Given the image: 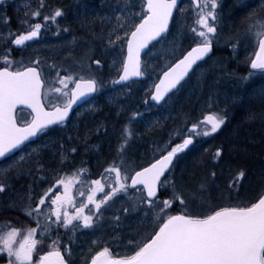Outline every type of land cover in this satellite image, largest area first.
Masks as SVG:
<instances>
[{
	"label": "rangeland",
	"instance_id": "1",
	"mask_svg": "<svg viewBox=\"0 0 264 264\" xmlns=\"http://www.w3.org/2000/svg\"><path fill=\"white\" fill-rule=\"evenodd\" d=\"M4 2L12 4L23 18L38 19V16H33L31 11V0H4ZM117 3H120L121 7L129 8L130 0H118ZM186 4H189L192 9L189 10ZM237 4L238 0H220V6L216 9L219 14L217 32L212 45L219 51L218 55L224 49H232L237 64L244 66L249 64L248 58H253V43L245 31L249 23L246 17L259 4V0H246V6L244 7H238ZM4 8L3 4H0V29L2 25H7L3 22L5 21V18H3ZM179 10L181 13L177 16L175 22L178 27L176 37L173 39V36L165 35L160 41L151 46L142 58V77L135 82L138 83V86L134 91H132V88L126 89L134 82L118 88L113 85L114 79H112V76L115 74L113 73L114 68L117 66V59L115 58H118V55H112L115 52L111 54L112 47H103L101 56H99L100 60L97 59L100 63H95L92 55L94 52L92 44L82 38H75L59 28L57 19L60 17L56 18L55 23L49 20L48 22H51L52 25H45V21L42 22V28L37 39L17 48L19 49L18 53L12 54L11 47H15L13 40L19 35L13 36L9 47L2 50L0 57L10 59L12 63L9 66L16 67V70L12 71H19L30 66H34L40 71L44 82L42 99L47 108H53L54 104L62 106L68 99L67 96H62L54 91L57 87L61 88L63 92H69L73 83L81 78L96 80L98 87L97 94L89 102L79 107L69 121L45 130L35 142L24 147L14 156L8 158L7 161L0 163V169H3V171H0V183L6 186L5 191L0 193V248L3 247L2 238L6 237L11 230L15 229L18 232L12 245L13 248H18L28 231L36 229L34 239H37L38 244L35 257L32 258V264H38L39 258L54 248L64 255L68 264H88L96 254L105 248L109 249V258H124L132 255L139 246L151 239L154 232L158 231L160 224L166 219L165 214L159 211L157 207L150 208L143 203L144 192L140 191L141 188L130 189L128 181L139 164L150 162L153 158L157 159V157L171 150L173 138L167 142L157 140L152 149H148L147 146V150H144L137 129L139 128L140 131H142V128L150 130L154 127L155 122L168 114V104L155 107L149 102L148 98L153 84L158 74L171 64V60L175 56L174 52L181 48L183 40L187 44H196V41L200 39L191 31L193 27L199 28L196 23V12L199 10L194 9L190 3L185 1L181 3ZM260 13L264 14V8L260 9ZM131 15L137 16L132 12ZM133 18L135 17L133 16L131 19ZM50 27L55 30H51ZM0 32L9 34L7 28L4 31L0 30ZM6 37L9 38L10 36L6 35ZM122 57V61L119 58L121 66L124 56ZM214 57H211L205 66L210 68L209 63L215 65V69L220 73L224 68L220 64V60H216ZM2 65L3 63H0V68H2ZM120 69L118 70L120 71ZM68 76H71L72 80H66L68 87L65 88L59 83V80ZM216 79L220 81L221 75L216 76ZM50 89L52 91H49ZM124 93L126 96L131 97L128 101ZM223 94L220 97L225 98L226 95ZM112 96L116 100L122 97L125 99L126 104L132 103V106L130 105L125 110L127 115L124 114V117L128 116L127 121H120L119 129H114V125L108 127L109 131L114 132L113 130H115L119 134V138L105 143L102 134H105L106 130L101 129V136H98V139L91 138V140L86 137V141L77 143L78 139L72 138L70 134L73 124L80 120L84 122L82 130H89L86 126L87 122L95 113L102 112L96 109L98 101L102 99L105 104H112ZM243 100L248 102L247 97ZM234 103L236 105L234 99L229 98L227 101V104L233 107L235 106ZM120 112L121 109L116 106V115ZM218 115L223 114L219 111L212 114V116ZM206 117L195 124L200 126L198 131L202 132L205 128L210 129V125L203 123ZM16 118L18 123H25L28 121L29 116L25 112H18ZM256 121L259 122L257 125H264V119ZM182 122H186V119L184 118ZM246 122L248 123L246 124ZM249 122L251 121H243L246 126L248 124V126L252 125ZM176 130L177 134L175 136L185 134V129L182 125L180 127V124L176 127ZM216 133L207 137L203 135L195 136V147L192 149L198 151L205 149V147L215 148L216 138L214 136ZM187 135L188 131L187 134L182 136V142L183 139L187 138ZM253 135H262L260 127L256 128ZM105 139L108 140V138ZM219 141L222 143V140ZM112 143L113 147L110 148ZM139 144L143 149L138 148ZM239 144L255 147L257 143L249 140L247 136L239 139L233 133L231 142L224 146L226 158H220L219 162L215 164H206L208 168L215 167L213 168L215 176L211 178L205 176L206 181H202L203 188L200 182H194V189L197 193L186 194L187 201L186 198L182 197L185 200L184 204H181L179 200L173 201L166 210L167 215H175V213L170 212L174 204L183 207V214L202 217L211 214L215 210L227 207L229 201H235L233 206H249L255 202L264 192V158L259 157L258 152L250 153L241 147L236 148L235 145L239 146ZM177 145H173L172 148ZM101 147H104L102 152ZM111 149L114 152L107 160L104 159L106 161L103 164L94 166L95 164H90L89 161L86 162L85 160V157L89 155L105 156L104 151H110ZM188 150H190L189 147L183 152ZM197 153L202 155V151ZM145 154L147 155L145 156ZM21 156H23L22 160L20 159ZM201 159L203 162L200 166L205 167L208 154L201 157ZM237 159L240 161L241 167L243 162L249 163V168L246 166L249 172L244 175L242 180H236L239 169H236L234 165ZM49 163L53 165L51 170L47 169L46 166ZM176 163L177 159L173 167ZM59 166L65 167L62 173L56 171ZM173 167L166 176L169 178V184L166 187H160L162 195H159L157 203L164 199L171 200L173 197V187H171L175 184V179L172 178ZM109 168L120 170L122 182L127 186V191L118 192L111 200L102 203L101 208L97 211L94 203H88V195H93L94 201L98 203L105 193H110L113 187H119L115 183V172L107 171ZM125 176L129 179L123 180ZM96 180L101 181L104 192H101L100 187L93 183ZM230 182H234L233 187H229ZM49 189H52V191H49ZM46 193L48 199H46L45 206H42V214L37 217L34 213L31 216L34 223L29 224L26 221L31 217L26 215L22 209L30 203L35 207L38 199L45 196ZM29 195H31V200ZM57 196L61 198L58 204H51V200ZM81 206H84L82 213L79 212ZM57 209L60 212V223H57L56 216L52 214ZM17 210L19 213H15V211L18 212ZM85 215H91V227H83V217ZM66 218L72 219V223L64 229L62 224ZM58 231L62 234H57ZM67 231H69V234H67ZM12 259L14 260V257ZM0 264H9L6 251L0 252Z\"/></svg>",
	"mask_w": 264,
	"mask_h": 264
},
{
	"label": "snow or ice",
	"instance_id": "2",
	"mask_svg": "<svg viewBox=\"0 0 264 264\" xmlns=\"http://www.w3.org/2000/svg\"><path fill=\"white\" fill-rule=\"evenodd\" d=\"M3 3L4 0H0V4ZM40 3L43 7V0H40ZM192 3L199 10L196 12V23L199 28L193 27L191 31L200 39L196 41V47L187 52L174 66L164 71L163 79L155 85V93L151 96V99L157 103L163 100L169 91L177 87L198 61L203 60L212 51L219 16L216 9L220 6V0H192ZM237 6H246V0H238ZM177 8L178 0H145L139 14V22L134 23L135 30L130 34L126 33L129 37L126 41L127 57L123 62L122 74L114 83L119 84L127 81L130 76L142 75L141 50L147 48L149 43L156 41L158 37L167 32L173 11ZM262 8H264V0H259V4L246 17L249 23L245 31L253 43L252 55L254 58H248L250 69L264 74V14L260 13ZM39 15V10L33 13V16ZM62 15V10H56L51 17H44L45 25L49 20L55 23L56 18ZM3 22L7 23L8 21ZM23 23H27V21ZM41 28L42 24L39 22L29 25L26 34L14 38V44L23 46L26 41L37 38ZM2 35L0 34V37ZM9 36H14V34L9 33ZM120 39L122 37L117 35L115 40L110 38L109 43L114 46ZM0 63L10 65L12 61L0 57ZM95 63L99 64L100 61H95ZM252 78V73H250L243 79L247 83ZM261 78H264V75ZM66 80H72V77L68 76L59 80V83L65 88L68 87ZM42 85L41 73L35 67H27L22 71H12L8 67L0 70V160L16 151H21L26 141L37 137L50 125L62 124L72 106L78 101L89 102L88 96L96 92L98 87L96 80H84L83 78L75 81V88L70 92H63L61 88L57 87L54 91L62 96H67L68 99L62 106L54 104V111H45V107L41 103ZM258 91L260 94H264V86H261ZM18 105H24L35 113L30 122L21 126L17 125V120L14 117ZM203 123L210 125V129L205 128L201 132L198 131L199 125H193L182 143L173 147L150 167L137 171L130 178V186L133 189L140 185L143 186L140 191L146 193V196L142 202L150 208L157 207L165 214L166 219L162 221L158 231L154 232L150 241L139 246L132 255L101 261V257L109 255V249L105 248L91 261V264H264V196L259 197L257 202H253L249 206L223 207L202 217L190 214L167 215L166 210L173 201L179 200L181 204L185 203L182 193H179L175 186H173L171 200L164 199L157 203L158 187H166L170 182L165 173L169 171L174 157L192 145L195 136L207 137L218 132L225 124V116L209 115ZM221 154V150L218 149L213 158L218 159ZM20 159L22 160L23 156ZM107 171L115 172V183L119 187H113L110 193H105L98 203L94 201L93 195H88V203H94L97 211L101 208L102 203L111 200L118 192L127 191V186L122 182L120 170L109 168ZM212 175L214 177L215 173ZM244 175V171L240 170L236 180H242ZM162 177H164L163 180ZM127 179H129L127 176L123 177V180ZM93 183L100 187L101 192H104L100 180ZM233 186L234 182H230L229 187ZM5 187L3 183H0V193L5 191ZM201 187L203 188V185ZM81 194L83 195V193ZM29 199L31 200V195H29ZM46 199H48L47 193L38 199L35 207L30 203L22 211L30 217L34 213L39 217L43 212L42 206H45ZM60 199L57 196L51 200V204H58ZM83 211L84 206H81L79 212ZM52 214L56 216L57 223H60L59 210L57 209ZM37 222L39 223V221ZM71 223L72 219L66 218L63 221V226L67 228ZM91 225V215H85L83 227L88 228ZM35 234L36 229L29 230L18 248L12 246L14 238L18 235L17 230H11L6 237L2 238L3 247L0 248V252H7L9 264H32V255L37 244V240L34 239ZM40 264H68V262L64 255L54 248L40 258Z\"/></svg>",
	"mask_w": 264,
	"mask_h": 264
},
{
	"label": "trees",
	"instance_id": "3",
	"mask_svg": "<svg viewBox=\"0 0 264 264\" xmlns=\"http://www.w3.org/2000/svg\"><path fill=\"white\" fill-rule=\"evenodd\" d=\"M117 2L118 0H43V7H41L40 0H31V11L35 13L37 10H39L40 13L38 19L36 20L23 18L12 4L4 2L3 6L5 7V11L3 13V18H5V20H7L8 22L6 26L2 25L0 30L4 31L7 28L8 32L13 33L14 36L25 34L29 29V25H34L37 22L42 23L44 22V17H51L56 10H62L63 15L59 19H57V26L63 30L67 29L66 32L71 36L75 38H82L86 42L91 43L92 49L94 51L92 53L94 59L93 61H97V59L100 60L99 56H101L103 47H112L111 54L115 52L112 55H118V58H115L117 59V66L114 68L115 71L113 72L115 74H113L112 76V79L115 80L119 73L118 69H120L121 67L119 58L122 61V56H124L125 42L128 37L126 33L129 34L134 29V23L139 22V14L141 13V9L143 6L140 0H130L129 8L121 7L122 5ZM186 6L189 10L192 9L189 4H186ZM131 12L137 14V16H130ZM180 13L181 12L178 9L167 32V35L173 36V39L177 35L178 27L175 22L177 16ZM133 16L135 18L131 19ZM25 20H27V23H23ZM47 24L52 25L51 22H47ZM51 30L55 29L51 28ZM0 34H3L2 37H0L1 53L3 52L2 50L4 48L9 47V44H11L10 41L11 39H13V36L7 38L6 35L9 36V34H4L2 32H0ZM117 35L121 36L122 39L118 40L114 46L110 45L109 39L111 38L112 40H115ZM193 45L195 44H187L185 40H183L181 48L174 52L175 56L171 60V63L179 58L186 50H188ZM11 50L12 54H16L19 52V49L14 46L13 48L11 47ZM218 53L219 51L214 48L212 57L215 56L214 58L216 60H220V64L222 65L224 70H221V72L218 73L219 71L215 69V65H210V63L208 64L210 68L206 67L205 65L210 58L199 64L194 69L189 78L181 85L179 90L169 96L168 99L163 103L168 104V114L165 117L159 119L158 122H155L154 127L150 130H144L142 128V131H140L139 128L137 129L138 135L140 134V140L144 147V150H147V146L148 149H152L154 147V144L156 145L157 140L159 142H167L173 138L170 147V149H172L173 145L182 143V136L187 134V131L191 128V126L199 123L204 117L212 115L213 113H216V111L221 112L223 116H225L224 127L221 128L214 136V138H216L215 148L209 149L208 147H205V149L198 150L202 151V155H198L200 152L197 153V150L192 149L195 147L196 142L194 138L193 144L189 146L190 150L183 153L179 152L175 157V160L177 159V163L173 167L174 172L172 178L175 179V184L173 186H175V189L179 193H182V197L186 198V201V194L195 192L194 182H200V185L202 186V181H206V179L204 178L205 176L207 178L213 177L212 173H215V171L213 170V168L215 167L212 166L211 168H208V165L206 164H215L216 162H219L220 158H226L224 146L231 142V136L233 133L236 134L239 139L241 137L243 138L247 136L249 140L257 143L255 147H250L247 144H239V146L235 145L236 148L241 147L243 150H247L250 153L258 152L257 154L259 155V157L264 158V125H257V123L259 122L256 121L258 119H264V94H260L258 91V89L264 85V78H261L264 74H261L260 72L252 73L253 78L245 83L243 78L248 77L250 74L248 65L243 66L241 64H237V60L234 57V52L230 48L224 49L222 52H220L219 55ZM3 67H8L10 70H16V67L9 66L7 64H3L2 68ZM93 67L95 68V66ZM218 75H221L220 81L216 79V76ZM136 86H138V83L134 82L126 89L128 90L132 88V91H134ZM115 88L118 87L115 86ZM219 93H222L221 95H224L223 93H225L226 97H220L221 95ZM120 95L122 96L123 94ZM125 97H127V101L131 98L126 95ZM246 97L248 99V102L243 100L246 99ZM229 98L235 100L236 105L234 103V107L227 104ZM97 105L98 106L96 109H99L102 112H99L97 114L95 113V115L87 122L86 126L87 128H89V130H82V124H84V122H81L80 120L76 124H73V127L70 130V134L72 138L78 139L77 143L86 141V137L89 139H98V136H101V129L106 130V133L102 134V136L104 137L103 142L109 143L112 142L115 138H119V134L115 130H113L114 132L109 131L108 127L110 125H114V129H119L120 121H127L126 118L128 116L124 117V114L127 115V113H125V110H127L130 105L132 106V103L130 102L126 104L125 99H123L122 97L116 100L115 97L112 96V104H105L101 99L100 101H98ZM116 106L121 109V112L118 115H116L115 113ZM71 118L72 116L70 117V119ZM184 118L186 119V122L183 123L182 120ZM244 120L251 121L249 123L252 125H244ZM247 123L248 122H246V124ZM179 124L180 127L181 125L182 127H184L185 134L175 136V134H177L176 127ZM254 126H256V128L260 127L262 135H253V132L256 131V128H254ZM175 130L176 132H174ZM219 135L222 136L220 137ZM153 137H155V139H153ZM105 138H108V140H106ZM219 140H222V143H220ZM112 147L113 143L112 145H110V148ZM143 147H141L140 144L138 145V148L140 149H143ZM218 149L221 150L222 154L218 159H214V154ZM100 150L102 152L104 150V147H101ZM104 152L106 153L105 156L89 155L85 157V160L86 162L89 161L90 164H95L94 166L103 164L114 151L113 149H111L110 151L105 150ZM205 153L208 154V160L207 163H205V167H203V165L200 166V164L203 162L201 157H205ZM146 155L147 154H145V156ZM154 160L155 159L153 158L152 161ZM4 161H7V159H5ZM152 161H147L143 164H139L137 170L147 166ZM248 164L249 163L247 162H243V165L241 167L240 161L237 159V162L234 166L236 167V169H239L237 172L243 170L244 173L247 174L249 172ZM46 166L47 169L50 170L53 168V165L50 163ZM64 169L65 167L59 166L56 171L62 173ZM195 193H197V191ZM159 195H162V192H160ZM234 202L235 201H229L227 207H232L234 205ZM182 210L183 207L174 204L170 209V212L175 214H183ZM15 213H19V211H15ZM202 214L205 215L207 213ZM26 222H28L29 224H33L34 220L31 217V219ZM63 228L65 229L64 226ZM67 232V234H69V231ZM57 234H62V232L58 231Z\"/></svg>",
	"mask_w": 264,
	"mask_h": 264
},
{
	"label": "water",
	"instance_id": "4",
	"mask_svg": "<svg viewBox=\"0 0 264 264\" xmlns=\"http://www.w3.org/2000/svg\"><path fill=\"white\" fill-rule=\"evenodd\" d=\"M140 1H141V2L143 3V5H144L145 0H140ZM181 1H182V0H178V7H179ZM189 1L192 3V0H189ZM192 5H193V3H192ZM193 6H194V5H193ZM177 9H178V8H177ZM177 9L173 11V16H174L175 12L177 11ZM173 16H172V18H171L170 21H169L168 29H169L170 24H171V22H172ZM134 30H135V29H133L132 31H134ZM167 31H168V30H167ZM166 33H167V32H166ZM166 33L162 34L161 37H158L156 41H152L151 43H149V45H148L147 48L141 50V53H140V66L142 65V57H143V55L149 50V48H150L153 44H155V43H156L157 41H159L163 36H165ZM129 34H130V33H129ZM128 38H129V37H127V39H128ZM36 39H37V38H34V39L31 40V41H34V40H36ZM126 41H127V40H126ZM28 42H30V41H26L25 44L28 43ZM25 44H24V45H25ZM15 46H16V45H15ZM196 46H197V45H194V46H192L191 48H189V49H188V50H187V51H186L181 57H179L177 60H175L172 64H170L166 69H164V70L159 74L157 80L155 81V83H154V85H153V87H152V90H151V92H150V95H149V102H150L153 106H155V107H160V106L166 101V99H167L169 96H171L173 93H175V92L181 87V85H182V84L188 79V77L191 75V73L193 72V70L195 69V67H196L198 64H200V63L206 61L207 59H209V58L212 56V54H213V46H212V51H211V53H210L207 57H205L203 60L198 61L197 64L194 65L193 68L188 72L187 76H185V78H184L183 80L180 81V83L177 85V87H176L175 89H172L171 91H169V92L165 95L164 99L161 100L159 103L153 101V100L151 99V96L155 93V85L159 84V83H160V80L163 79V73H164V71H166V70H168L170 67L174 66V65H175L180 59H182V58L187 54V52H189L193 47H196ZM16 47L19 48L20 46H16ZM126 57H127V44H126V42H125V48H124V60H123V62L126 60ZM253 58H254V56H253ZM30 67H34V66H30ZM26 68H27V67H26ZM26 68H24V69H22V70H26ZM35 68H36V67H35ZM3 69H4V68H1L0 70H3ZM122 69H123V63H122L121 70H120L119 75H118V77L116 78V80H117V79L119 78V76L122 74ZM249 69H250V64H249ZM22 70H19V71H22ZM250 70H251V69H250ZM251 71H254V70H251ZM141 73H142V71H141ZM141 77H142V75H140V76H130L129 79H128L127 81L121 82V83H119V84L114 83V85H115V86H118V87H121V86L126 85V84H128V83H130V82L139 81V80L141 79ZM87 80H88V79H87ZM43 87H44V83H43L42 88H41V103H42V104H43V100H42V91H43ZM74 88H75V82H74V84H73L71 90L74 89ZM95 95H96V92L91 93V94L88 96V101H89L91 98H93ZM83 104H84V102H80V101H78L76 104H74V105L72 106L71 110L69 111L68 116H67L66 119L63 121V123L67 122V121L69 120V118L72 116V114L76 111V109L79 108V107H80L81 105H83ZM43 105H44V104H43ZM44 107H45V105H44ZM19 110H25V111L29 112V114L31 115V120H32V119L34 118V116H35V113H33V112L31 111V109L27 108V107L24 106V105H18L16 111L14 112V117H15V118H16V115H17V113H18ZM45 111H54V108H50V109H48V108L45 107ZM16 120H17V119H16ZM31 120H30V121H31ZM30 121H29V122H30ZM63 123H62V124H63ZM17 125H18V126H21L18 122H17ZM58 125H61V124H53V125H50L46 130L51 129V128H54L55 126H58ZM39 135H40V134H38L37 137H34V138H32L31 140L26 141L25 144L22 146V148L25 147L26 145L30 144V143L35 142V141L37 140V138H38ZM17 152H19V151L14 152L12 155L8 156L7 158H10L11 156H13L14 154H16ZM163 155H165V154H163ZM163 155H162V156H163ZM162 156H160V157L157 158L156 160L162 158ZM7 158H5V159H7ZM5 159L0 160V163H1L2 161H4ZM156 160H154L153 162H151V163H150L148 166H146V167H150L152 163H155V162H156ZM174 160H175V157H174V159H173L172 165H171L170 168H169V171L165 173V176H167L168 173L170 172V170L172 169V166H173ZM146 167H144V168H146ZM144 168H142V169H140V170H138V171H142ZM136 172H137V171H136ZM136 172H135V173H136ZM135 173H133L132 176H134ZM132 176H131V177H132ZM131 177H130V178H131ZM161 179L163 180L164 177H162ZM130 185H131V179H129L128 186H129V188L133 189ZM139 187L142 188L143 186H142V185L137 186V188H139ZM159 189H160V187H158V193H157V196L159 195ZM144 196H146V193H144ZM262 196H264V193H263ZM257 201H258V200H257ZM257 201H256V202H257ZM175 215H179V214H175ZM149 241H150V240H149ZM47 254H48V252H47V253H44V255H42V256H45V255H47ZM98 254H99V253H98ZM98 254H96V255L91 259V261H92V260H93ZM42 256H41V257H42ZM41 257H40V258H41ZM32 258H33V255H32ZM40 258H39V262H38V264H40ZM108 258H109V255H108V257H101L100 260H101V261H104L105 259H108ZM91 261H90L88 264H91Z\"/></svg>",
	"mask_w": 264,
	"mask_h": 264
},
{
	"label": "flooded vegetation",
	"instance_id": "5",
	"mask_svg": "<svg viewBox=\"0 0 264 264\" xmlns=\"http://www.w3.org/2000/svg\"><path fill=\"white\" fill-rule=\"evenodd\" d=\"M250 72H251V71H250ZM252 73H258V72H252ZM20 112H25V113H27L28 116H29L27 122H25V123H24V122L19 123L20 125H24V124L28 123V122L31 120V115H30L27 111H24V110H22V111H20ZM36 237H37V236H36ZM36 240H37V239H36ZM37 244H38V241H37ZM37 244H36V247H35V249H34V251H33V257H35V252H36Z\"/></svg>",
	"mask_w": 264,
	"mask_h": 264
}]
</instances>
